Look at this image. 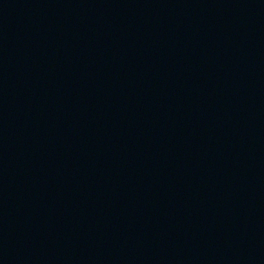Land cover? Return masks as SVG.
<instances>
[{"label":"water","instance_id":"obj_1","mask_svg":"<svg viewBox=\"0 0 264 264\" xmlns=\"http://www.w3.org/2000/svg\"><path fill=\"white\" fill-rule=\"evenodd\" d=\"M0 264H264V0H0Z\"/></svg>","mask_w":264,"mask_h":264}]
</instances>
